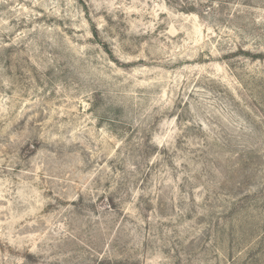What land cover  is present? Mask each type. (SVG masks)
<instances>
[{"label":"rangeland","instance_id":"obj_1","mask_svg":"<svg viewBox=\"0 0 264 264\" xmlns=\"http://www.w3.org/2000/svg\"><path fill=\"white\" fill-rule=\"evenodd\" d=\"M0 264H264V0H0Z\"/></svg>","mask_w":264,"mask_h":264}]
</instances>
